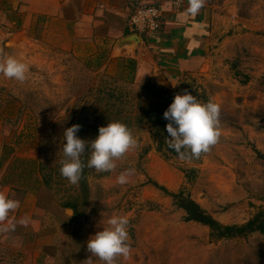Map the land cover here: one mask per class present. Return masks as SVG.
Segmentation results:
<instances>
[{
    "label": "rangeland",
    "instance_id": "obj_1",
    "mask_svg": "<svg viewBox=\"0 0 264 264\" xmlns=\"http://www.w3.org/2000/svg\"><path fill=\"white\" fill-rule=\"evenodd\" d=\"M28 1L0 0V48L30 65L24 83L0 75V132L4 143L14 145V158L34 157L52 179L48 187L41 184L33 190L35 200L26 203L34 202L31 218L37 221V231L21 245L22 263L83 264L91 256L89 238L107 227L111 216L127 215L131 254L119 257L117 264H264L263 234L216 238L207 226L185 221L184 211L161 189L188 195L223 225L243 224L264 211V0H209L211 33L207 44L203 42L198 68L161 72L164 79L152 71L139 76L135 72L132 82L121 71V59L111 58L109 44L121 37L117 30L130 28L136 7L124 18L110 14L94 26L93 20L76 19V3L65 7L64 20L31 14ZM162 18L161 13V26L151 35L166 33ZM77 22L90 24L93 37L81 41ZM14 37L17 42L23 37L24 46L16 48ZM147 84L180 94L187 89L202 102H218L219 142L191 161H180L166 145L158 149L152 125L134 121L146 104L161 98ZM115 111L130 115L128 127L138 147L117 160L112 172L87 167L84 192L80 183L71 185L60 175L63 132L77 124V118L99 124L94 118ZM77 136L95 139L89 127ZM81 159L86 164L88 155ZM12 164L7 171L25 170L21 159ZM34 168L31 179L16 175L12 181L33 182L42 176ZM128 168L135 169L129 183L118 184L117 176ZM74 198L76 214L62 207ZM26 233L30 235L29 228Z\"/></svg>",
    "mask_w": 264,
    "mask_h": 264
},
{
    "label": "clouds",
    "instance_id": "obj_2",
    "mask_svg": "<svg viewBox=\"0 0 264 264\" xmlns=\"http://www.w3.org/2000/svg\"><path fill=\"white\" fill-rule=\"evenodd\" d=\"M206 3L207 0H188L187 14L193 17L198 15ZM29 70L28 63L0 48V75L24 83ZM220 115L221 105L212 99L202 102L187 89L183 94H175L173 102L163 113V118L168 121L166 131L170 137L165 139L167 147L177 153L180 161L199 159L202 153L209 152L219 142L222 135ZM81 127L74 124L63 132L66 143L63 145L59 171L71 185H79L85 167L93 168L97 173L114 171L116 161L138 147V140L132 130L120 121L99 127L98 136L91 141L77 136ZM86 154L88 159L85 164L81 157ZM134 172V168L125 169L117 176V183H129ZM19 207L18 199L10 198L0 191V235L14 233L18 226L26 228L31 224L28 215L18 219L10 215ZM107 225L87 241V251L91 256L83 264H94L92 257L102 264H117L119 257L126 259L130 256L129 217L113 215L107 220Z\"/></svg>",
    "mask_w": 264,
    "mask_h": 264
},
{
    "label": "crops",
    "instance_id": "obj_3",
    "mask_svg": "<svg viewBox=\"0 0 264 264\" xmlns=\"http://www.w3.org/2000/svg\"><path fill=\"white\" fill-rule=\"evenodd\" d=\"M180 1L182 3L178 10L175 9L174 0H29L28 8L31 14L45 13L49 18L66 20L65 7L69 6L70 3H76V19L93 20V25L95 26L103 23L106 16H111L110 14L124 18L130 9L143 3L150 2L155 4L161 9L165 23L161 28H167L166 33L163 35L157 33L151 35L149 31L148 37H143L141 33L132 32L129 27L128 29L123 28L116 31L121 37L111 41L109 44V46L111 45V50H109L111 58H133L136 61V73L138 76L143 71L150 75V71H152L155 77L160 76L164 79V75H160L161 72L166 73V75H172L173 73L177 74L197 69L203 42L206 41L207 44L208 35L211 33L208 23L210 12L208 3L210 1L207 0L206 5L194 17L187 14L188 0ZM77 24L75 32L77 37H83V39H80L81 41L89 40L93 37L90 24L87 25L85 22L82 24L77 22ZM114 32L113 29L110 30L111 34ZM132 35H136V37H132ZM15 37L12 40L15 47H23L24 38L21 37L22 40L17 42ZM155 54L164 58L157 57ZM175 76L177 77V75ZM155 79L157 81V78ZM2 137L0 132V159L4 144V137ZM14 155L15 153L10 155L0 165V191H4L10 198L20 201L19 209L11 213V216L17 219L24 215L31 217L32 213H36L34 211V202L28 205L29 202L35 200L33 189H30L31 187L26 185V183L25 185L14 183L12 179L16 178L15 173L6 170L7 165L14 162ZM27 228L31 232L30 235L26 233ZM36 231L37 221L31 218V224L28 227L18 226L14 233L0 235V264H23L21 245L23 242L30 240L32 233L34 234Z\"/></svg>",
    "mask_w": 264,
    "mask_h": 264
},
{
    "label": "trees",
    "instance_id": "obj_4",
    "mask_svg": "<svg viewBox=\"0 0 264 264\" xmlns=\"http://www.w3.org/2000/svg\"><path fill=\"white\" fill-rule=\"evenodd\" d=\"M144 5V4H141ZM139 5V6H141ZM138 7V6H137ZM136 7V8H137ZM135 10V9H133ZM127 33V32H126ZM120 61H122L121 64V71L122 73H125V77L128 79V82H132L134 79V75L136 72V61L133 58H123ZM147 89L153 94V95H160V100L155 102H149L144 106V110L142 113H138L134 121L135 123L145 122L149 123L153 127V135L155 138H157V146L158 149H161L162 146H165V139L169 136L166 131V125L168 121L163 118V113L168 109L170 104L174 100L176 92H169L166 89L158 88L154 84L149 85L147 84ZM110 98V96H108ZM120 99L118 98V101ZM114 102H116L114 100ZM122 99L120 100V103H122ZM2 98L0 96V108L2 107ZM121 111H115L114 113L110 112L108 114L101 115V118H94L95 121L99 119V124H89L88 120L85 118H77L75 120V123L81 125V129H86L87 127L91 128L95 138L98 136V129L101 126H107L108 122L107 120L109 118H113V121H120L122 123H125L127 126L129 125L130 115H121ZM91 125V126H88ZM86 127V128H85ZM85 132V131H84ZM167 146V145H166ZM168 150L171 153H175L174 150L169 149ZM15 153L14 145L10 143H4L2 146V155L0 159V165L6 161L10 155ZM16 159H21L22 163L24 162V169L21 171L14 172L16 173L17 177H22V179H31V175H34L35 168L34 166H37V171L41 173V177L35 176L33 178V182H26V185L31 187L35 192L39 189L40 185L43 184L45 187L49 186L51 181V175L50 173H46L45 166L42 164V162L38 161L35 158H14V162ZM13 162V163H14ZM88 173V168L85 167L83 170V175L80 180V187L86 192L87 186H86V174ZM38 175V174H37ZM28 180V179H27ZM33 183V184H32ZM163 189L164 193L171 196L173 203L176 205L177 208H180L184 211L185 221H193L200 223L202 225H205L209 228L211 235H213L216 238H231L236 236H242L246 235L248 233L252 232H259L264 235V211H259L257 214H255L251 219L246 221L243 224L237 225H223L219 223L212 215L206 212L205 209L201 207V205L196 202L194 199L189 197L188 195H184L182 192H168L165 188ZM62 207L71 208L73 210V213H77V207L78 203L75 201V198L73 200H66L63 202Z\"/></svg>",
    "mask_w": 264,
    "mask_h": 264
},
{
    "label": "built area",
    "instance_id": "obj_5",
    "mask_svg": "<svg viewBox=\"0 0 264 264\" xmlns=\"http://www.w3.org/2000/svg\"><path fill=\"white\" fill-rule=\"evenodd\" d=\"M181 1L175 0L174 5ZM130 30L145 33L161 26V10L154 5L144 4L135 8L129 17Z\"/></svg>",
    "mask_w": 264,
    "mask_h": 264
},
{
    "label": "water",
    "instance_id": "obj_6",
    "mask_svg": "<svg viewBox=\"0 0 264 264\" xmlns=\"http://www.w3.org/2000/svg\"><path fill=\"white\" fill-rule=\"evenodd\" d=\"M133 36L136 37V35H132V37H133Z\"/></svg>",
    "mask_w": 264,
    "mask_h": 264
}]
</instances>
